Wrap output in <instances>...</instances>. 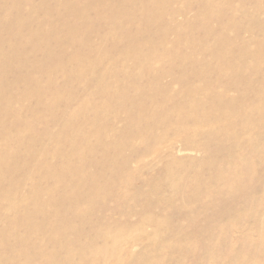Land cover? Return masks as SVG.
<instances>
[{"label": "rangeland", "instance_id": "1", "mask_svg": "<svg viewBox=\"0 0 264 264\" xmlns=\"http://www.w3.org/2000/svg\"><path fill=\"white\" fill-rule=\"evenodd\" d=\"M0 98V264H264V0H0Z\"/></svg>", "mask_w": 264, "mask_h": 264}, {"label": "bare ground", "instance_id": "2", "mask_svg": "<svg viewBox=\"0 0 264 264\" xmlns=\"http://www.w3.org/2000/svg\"><path fill=\"white\" fill-rule=\"evenodd\" d=\"M17 5V4H16ZM98 9V8H97ZM142 13V12H141ZM143 13H144V15L145 16H147V17H152L151 19H156L157 17H158V10L156 9V7H151V8H143ZM101 14V13H100ZM103 14V13H102ZM101 14V15H102ZM160 14H162V13H160ZM103 16H105V15H103ZM89 19V18H88ZM160 20V19H159ZM89 21V20H88ZM153 22L154 21H156V20H152ZM151 23V22H150ZM235 25V24H234ZM11 28H14V26L13 25H10L9 26V28H8V30L10 31V33H12L11 32ZM259 28V27H258ZM146 29V28H145ZM236 30H238V29H236ZM72 35L74 34L75 35V33H73V31H72V33H71ZM76 36V35H75ZM186 38V37H185ZM76 39V38H75ZM73 40V39H72ZM12 46H17V42L15 41V43L12 45ZM25 55V54H24ZM21 56L22 55H20L19 56V59H21ZM81 56L79 55V59H82V58H80ZM215 57H217L215 60H218V58H219V55L218 54H215ZM23 59H24V57H23ZM85 59V58H84ZM30 60V59H29ZM83 60V59H82ZM86 60V59H85ZM81 60H79V62H80ZM99 61V60H98ZM87 62V61H86ZM257 62H258V60H257ZM87 63H89V60H88V62ZM81 64V63H80ZM41 65V64H40ZM234 68V67H233ZM35 70H36V68H35ZM231 71L232 70H229V69H225V70H222L221 71V73H226V74H230L231 73ZM38 74V73H37ZM77 74V73H76ZM33 75H35V73L33 74ZM28 76H30V75H28ZM220 76V75H219ZM36 78V77H35ZM0 100H1V98H0ZM4 104V103H3ZM1 107V106H0ZM8 108V107H7ZM253 110V109H252ZM258 112V111H257ZM15 121V120H14ZM250 125L248 124V120H246L245 122H243V127H244V129H247L248 131H249V129H248V127H249ZM246 130V131H247ZM189 131V130H188ZM13 135V134H12ZM2 139V138H1ZM3 139H5V141H7V139H9V134H4L3 135ZM15 139V138H14ZM13 140V139H12ZM5 143H7V142H5ZM10 148V147H9ZM9 148L8 147H5V146H3V148H1V150H0V162H1V165L3 164V165H5L7 162H8V158L9 157H7V155H8V153H9ZM240 162H241V160H240ZM250 167L248 166V167H246V169H249ZM93 190H94V188L93 187H91ZM40 200V199H39ZM61 201V199H57V203L58 202H60ZM40 203V202H39ZM41 204V203H40ZM54 223V222H53ZM56 224V223H55ZM54 224V225H55ZM60 229H57V230H54V234H56V235H58L59 233H60ZM129 231V230H128ZM55 237V236H54ZM68 262V261H67Z\"/></svg>", "mask_w": 264, "mask_h": 264}]
</instances>
